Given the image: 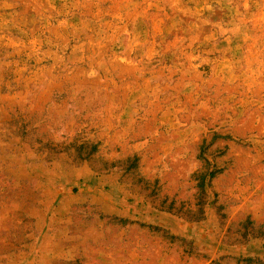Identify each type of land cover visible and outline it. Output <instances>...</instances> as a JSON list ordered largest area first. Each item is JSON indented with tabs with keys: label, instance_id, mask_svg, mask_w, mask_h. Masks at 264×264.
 <instances>
[{
	"label": "rangeland",
	"instance_id": "rangeland-1",
	"mask_svg": "<svg viewBox=\"0 0 264 264\" xmlns=\"http://www.w3.org/2000/svg\"><path fill=\"white\" fill-rule=\"evenodd\" d=\"M0 264H264V0H0Z\"/></svg>",
	"mask_w": 264,
	"mask_h": 264
}]
</instances>
